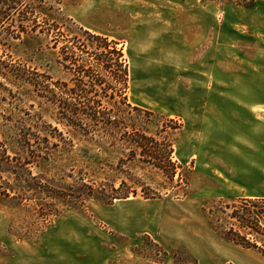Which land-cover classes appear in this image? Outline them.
Here are the masks:
<instances>
[{
	"label": "rangeland",
	"instance_id": "1",
	"mask_svg": "<svg viewBox=\"0 0 264 264\" xmlns=\"http://www.w3.org/2000/svg\"><path fill=\"white\" fill-rule=\"evenodd\" d=\"M203 5L219 8L223 25L228 24L227 15L223 14L228 6L251 8L254 0H204ZM163 12L157 11L153 0H74L62 7L65 17L87 30L109 37L123 49L131 71L129 101L154 112L149 126L152 132L162 130L167 119L183 125L181 131L169 129V137L175 144V160L187 168L185 175L192 183L191 197L176 199L174 185L168 183L159 171L129 166L131 174L163 198L145 200L139 194L111 205L88 200L87 205L95 220L79 211L66 210L53 228L67 231L79 239L83 246L79 244L76 252L89 248L93 256H98L97 264H178L175 255L194 264L183 238L186 228L192 225L201 232L203 245L208 246L205 238L207 232L212 234V230L203 214L205 203L219 199L234 201L243 197H264V180L254 179L250 168L251 155L243 148L225 149L231 145L229 136L233 131L236 133L237 128L230 126L231 118L224 109L244 99L249 86V80L244 79L242 73L244 65L226 62L218 66L209 64L205 68L198 64L197 55L165 46L161 37L168 33L170 25L160 16ZM157 33L159 39L155 37ZM230 35L221 28V51L227 54L230 53L229 45H232ZM51 47L43 37L24 36L21 41L12 43L10 52L55 81H68L69 76L57 63L58 51ZM4 96L5 93L0 91V99ZM33 103L25 100L21 111H15L14 116L34 124L40 123L37 116L41 114L44 122L58 127L65 138L74 142V148L65 153L58 166L67 165L65 170L71 166L77 169L91 166L97 172L95 177L90 176L91 179L105 184L116 181L118 187L119 178L124 177L113 174L109 167L115 164L119 152L101 150L82 142L70 130L58 125L55 118L43 112L38 104L30 108ZM212 105L219 109H213ZM4 106L7 112L12 109ZM178 123L172 125L173 128ZM0 133H3L1 128ZM99 163L105 170L98 169ZM12 217L11 210L0 205V264H11L10 259L15 254L2 241L3 237L13 240V244H25L29 248L37 241L11 235ZM263 242L264 239H260V245ZM234 247L233 260L237 264H264V256L258 251ZM112 254L116 257L107 259Z\"/></svg>",
	"mask_w": 264,
	"mask_h": 264
},
{
	"label": "trees",
	"instance_id": "2",
	"mask_svg": "<svg viewBox=\"0 0 264 264\" xmlns=\"http://www.w3.org/2000/svg\"><path fill=\"white\" fill-rule=\"evenodd\" d=\"M72 2L0 0V91L5 93L0 99V205L12 212L9 233L31 241L42 238L66 210L95 220L88 200L111 205L139 194L145 200H161L163 196L131 174L129 166L157 170L174 185L176 199L191 197L187 168L175 160V144L169 137V129L181 131L183 125L167 119L162 130H150L154 112L129 101L131 71L123 49L109 37L65 17L62 7ZM24 36L48 40L51 49L58 51L57 63L69 80L55 81L14 56L12 43ZM25 100L34 102L30 108L38 104L82 142L119 152L109 167L124 177L119 178L118 187L116 181L105 184L91 179L97 175L91 166L67 170V165L58 166L74 142L44 122L41 114L37 116L41 124L16 118L14 112L21 111ZM4 105L12 109L7 112ZM98 169L105 170L102 163ZM203 214L219 238L264 256V242L260 245L264 197L213 200L203 205ZM175 258L178 264H190Z\"/></svg>",
	"mask_w": 264,
	"mask_h": 264
},
{
	"label": "crops",
	"instance_id": "3",
	"mask_svg": "<svg viewBox=\"0 0 264 264\" xmlns=\"http://www.w3.org/2000/svg\"><path fill=\"white\" fill-rule=\"evenodd\" d=\"M204 0H153L157 11L170 27L163 38L165 46L172 50L184 49L189 55L198 56V64L207 68L209 64L238 62L244 65V79L249 80L244 99L239 104H230L225 112L231 118L233 131L228 151L243 148L251 155L254 179L264 180V0H254L251 8L228 6L223 14L227 23L221 25L220 9L205 7ZM221 28L230 35V53L221 51ZM157 39L159 33L155 34ZM198 52V53H197ZM233 53V54H231ZM202 70V69H201ZM206 72L207 70L204 69ZM208 87L209 84H208ZM213 109H219L212 105ZM234 130V129H233ZM232 167V163L230 164ZM258 177V178H257ZM249 198H262L254 196ZM172 217V216H171ZM175 217V216H173ZM190 225H188L189 227ZM183 242L198 259L199 264H237L233 260L234 244L219 238L212 230L206 234L209 243L205 247L203 236L191 225L186 228ZM51 230V229H50ZM32 247L13 244L3 237L2 241L14 250L11 264H97L89 248L76 252L83 246L80 240L67 231L52 228ZM236 246V245H235ZM234 247V248H233ZM116 254L107 256L111 260ZM218 259L222 261L219 262ZM94 262V263H93ZM102 264V263H100Z\"/></svg>",
	"mask_w": 264,
	"mask_h": 264
}]
</instances>
